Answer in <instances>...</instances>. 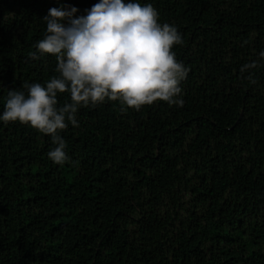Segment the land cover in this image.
<instances>
[{
	"label": "trees",
	"instance_id": "trees-1",
	"mask_svg": "<svg viewBox=\"0 0 264 264\" xmlns=\"http://www.w3.org/2000/svg\"><path fill=\"white\" fill-rule=\"evenodd\" d=\"M96 2L0 0V111L58 75L32 56L48 9ZM140 3L182 36L183 105L78 106L63 164L48 134L0 122V264H264V0Z\"/></svg>",
	"mask_w": 264,
	"mask_h": 264
},
{
	"label": "clouds",
	"instance_id": "clouds-1",
	"mask_svg": "<svg viewBox=\"0 0 264 264\" xmlns=\"http://www.w3.org/2000/svg\"><path fill=\"white\" fill-rule=\"evenodd\" d=\"M74 5L50 7L43 21L44 36L32 53L55 56V71L45 84L10 88L0 111V122L19 121L48 134L55 147L47 156L56 164L70 158L60 131L78 125V106L119 100L135 110L160 100L181 106V81L188 69L176 58L174 45L183 43L175 25L159 22L151 3L140 0H97L85 14ZM264 60V50L259 52ZM256 61L242 66L254 68ZM70 102L58 105V94Z\"/></svg>",
	"mask_w": 264,
	"mask_h": 264
}]
</instances>
